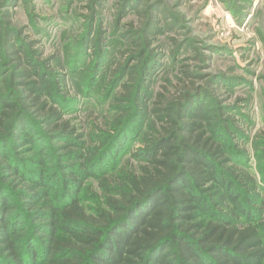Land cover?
I'll list each match as a JSON object with an SVG mask.
<instances>
[{"label":"trees","instance_id":"1","mask_svg":"<svg viewBox=\"0 0 264 264\" xmlns=\"http://www.w3.org/2000/svg\"><path fill=\"white\" fill-rule=\"evenodd\" d=\"M152 8L126 39L137 66L112 76L116 112L88 129L65 77L0 13V264H264L262 188L223 80L152 87V38L175 23Z\"/></svg>","mask_w":264,"mask_h":264},{"label":"rangeland","instance_id":"2","mask_svg":"<svg viewBox=\"0 0 264 264\" xmlns=\"http://www.w3.org/2000/svg\"><path fill=\"white\" fill-rule=\"evenodd\" d=\"M152 7L176 23L152 38L161 66L152 87L174 92L182 86L179 78L196 87L223 80L217 96L233 108L229 115L240 128L234 144L248 158L264 198V0H0V13L23 40L36 42L48 71L65 77L79 118L89 117L86 129L116 112L114 98L122 89L110 87L112 76L137 66L126 39L144 27L136 10ZM183 71L200 77L186 80Z\"/></svg>","mask_w":264,"mask_h":264}]
</instances>
